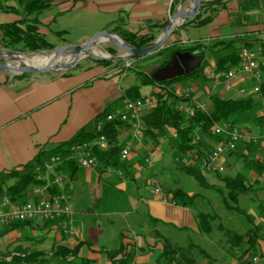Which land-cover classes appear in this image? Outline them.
Wrapping results in <instances>:
<instances>
[{
    "label": "rangeland",
    "instance_id": "rangeland-1",
    "mask_svg": "<svg viewBox=\"0 0 264 264\" xmlns=\"http://www.w3.org/2000/svg\"><path fill=\"white\" fill-rule=\"evenodd\" d=\"M190 6V0H181L179 6H177V9L173 11L170 17L176 12L187 10ZM62 9L64 8H60L57 5H51L45 8L38 16V20L40 22H43L47 17H51L53 19L52 22L45 28V31H48V33H46V35L44 36L45 41L54 48L53 50L40 51L38 53H18L0 48V52L18 53L20 54L19 57L27 59L38 56V58L42 60L43 63H46L48 57H50L57 49L65 46H73L84 43L94 35L103 31H113L115 27H119V23L121 21L125 22L126 18L123 13L95 14L96 12L89 13L82 10L76 12H61ZM120 25V28L123 29L124 27H122L121 23ZM181 27L182 25L176 26L173 30L175 31L179 28V30H182L180 34L176 35V37L180 41L172 42L171 38H169L168 41L164 44V47L172 45L175 42H181L185 46H188L192 45L195 41H199L198 39H202V44L204 46H207L209 44L206 41V38H208L207 33H209L210 30L209 26L195 28V26L188 25L184 28ZM218 30H220L221 35L224 36L231 35L233 33H231L230 30L226 29L225 27L218 28ZM160 34L161 32L159 34H155V41L158 39ZM230 40L217 41L214 43H225ZM155 41H153L152 44ZM235 45L239 47L241 44L235 43ZM208 46L209 49H207L205 55L202 56L203 60L200 65V67L204 65V77L198 78L196 80L179 82L173 84L171 87V90L177 93L180 90H193L198 96V103L205 106L206 108L208 106V97L218 96L217 92L213 91V85L207 79V72H209L213 67L215 68L216 60L220 57V55H218L219 52H221L220 54L223 55L229 53V50L224 49L222 46H217L216 48H211L212 44ZM218 48L221 49L216 51V49ZM249 50L254 55L258 66L263 67L264 49L261 50L260 48H255L256 51L252 49ZM98 53L105 54L107 58L122 56V54H120L117 49L107 41L105 43H101V45H98L94 50H90L88 54H91L93 56H101ZM168 54L169 52H164L160 56H156L142 62L135 61V59L122 62L99 60L92 57H83L78 61V63L83 64L88 61L89 63H94L99 66H111L114 64L113 66L116 69L115 75L119 76L118 78L124 76L123 79L125 80L122 81L121 85L123 88L127 84H130L129 86H138L139 84L135 78L134 72L136 70L145 72L152 71L153 69L157 68V66L162 64L165 60H167ZM85 55L86 54H84V56ZM100 61L109 62V65L98 63ZM7 63L9 65L17 64L13 61H8ZM77 64L74 67H76ZM237 90L235 92L236 97L234 98L240 97L237 95ZM153 91L157 92L159 91V89L149 87L140 88V94L142 97L152 98L150 95ZM254 97H258V99L260 100L259 104L256 105L255 110L250 115L246 116L243 119L241 125L239 126L241 130L251 134H257V132H259L258 128L255 126V123L253 124V121L258 117L264 116V98H262L260 94L255 95ZM152 100H154V98H152ZM168 102L169 104H172L171 102L173 101L168 100ZM154 103L155 102L153 101V105ZM146 112L147 110H144L140 113V120ZM131 138L134 142L133 146L136 147V151H138L139 153V162H137L139 164H143L144 159L149 157L152 164L149 166V168H145L142 171L136 168L137 171H139V174L131 180L126 177V169H120V167L111 166H108L109 173L107 174V176L101 178L98 177L101 187H105L106 190L111 191L112 193L109 194V192L107 191L108 194L106 193L104 195L105 199H108V201L110 200V203H108L105 209L106 212L109 213L108 217L105 218L110 220L109 224H105L104 222H102L103 227L101 229H98L92 224V221H90L91 218L88 215V212H93L91 206L93 201H89L91 192L90 189L93 185H95L94 183H90L96 182V178L88 182L86 178V171L82 168H77L76 179L73 185L74 189L72 191L75 198L71 196L72 194L69 195L73 199L68 198L70 199L68 203L65 201L66 196H62L63 202L68 205L72 212V215L70 217L71 224L64 226L63 223H60L59 225L55 223H53L52 225L41 223L36 224L38 226H36L35 228L21 227L19 229L8 232H5L3 227H1L0 253L8 255L7 257L8 259H10L9 257L11 255L38 252L42 253L43 258L46 259V263L43 264H67L63 261L53 258V251L58 246L72 248L84 239L85 242L83 243L85 245L80 249V258L87 259L89 254L92 253L89 247L93 246L98 250V254H100L99 263L104 264L106 262H109L106 256L107 252H115L116 249H118L120 243V235L122 233H126L130 238L133 237V233L130 231L129 226L126 224V222L129 221L130 217H125L123 215L125 212L131 213V209L128 207V203H136L140 198H151L153 196L154 189L157 187L160 189L161 194L162 192H164V195L171 196V203H173L171 199L175 189H181L189 195H195L193 206L189 210L192 211L193 214L202 212L207 213L210 216L212 215L214 217L213 221H215L213 233L210 237H207L203 234H200L197 230L189 229L186 227L184 228L181 225H176L175 223H166L164 221H160L157 224V228L160 232V235L164 236L165 238H163L162 236H153L151 237L152 240H147L149 244H145L144 239H142L139 242L141 245L140 248H135L134 245H131L134 248H131V250L128 248L126 253V255H129L128 264H158L157 259L161 253L164 243L166 244V241L164 239L168 241L171 247H187L192 243L202 248L207 253L209 258L206 259L201 255L197 256V252H194V258L197 260V264H239V260L237 258L239 254L237 253V248L232 247L228 242V237L226 235L227 232H234L243 235L249 228L258 227V232L264 239V175H262L259 178L258 182L255 183V179H257L256 175L245 167V163L240 157L241 154L247 155L249 159H258L264 164V151L258 145L253 146L250 152L245 151L243 147H239L236 154H233L226 158V162L224 163L225 169L223 173H204L205 180L210 187L208 189H203L200 188L191 177L185 175L179 170V168H181V166L184 164L176 161V159H179L178 157L174 156V145L176 138H172L171 133H169V137L166 138L165 142H163L162 144L159 142L157 146L152 144L149 140L144 139L143 137L140 141H137L133 136H129L124 140H119L117 138V145L119 147L125 146L123 145L124 141L128 142ZM199 143L201 149H203L205 152V156L201 158L202 160L200 162L195 161V165L190 162L187 163L185 167L190 165L198 166L197 164L201 163L205 159L214 145L211 137H203L201 142ZM129 146V148L131 149V143H129ZM87 154L90 158H94L91 154ZM94 159L97 160L96 158ZM118 169L123 170L124 172V174L122 173V178H118L116 175V171ZM237 174H242L245 178L246 186L250 187L246 193L238 196V202L237 204H235L237 205L239 212L242 214L229 211L225 208L223 203V197L226 196V189L221 182V179L225 176H230L233 178ZM153 178L158 181V185L150 184V181ZM63 181H65V183L69 182L68 179L62 180V183ZM119 184L126 185V191L124 193L116 190ZM29 193L30 192L27 193L26 200H28L29 202L36 200L34 191L33 198L32 196H30L31 193ZM228 204L231 205L230 202ZM74 211L76 212V215H74ZM100 211L101 210L94 209L95 213L100 214ZM144 212L145 208L144 206H142L140 209L141 216L144 215ZM55 220L56 219H52V221ZM62 221H64V219ZM248 221H250V224H247ZM69 226L73 228V235L66 234L64 232ZM143 236L146 238L147 235ZM263 244L264 241H260L261 246L258 245L257 253H253L254 255L252 257L257 258L256 264L262 263L260 255L263 252ZM104 250L107 251L103 253L102 251ZM250 253L251 252H249L247 256Z\"/></svg>",
    "mask_w": 264,
    "mask_h": 264
},
{
    "label": "trees",
    "instance_id": "trees-1",
    "mask_svg": "<svg viewBox=\"0 0 264 264\" xmlns=\"http://www.w3.org/2000/svg\"><path fill=\"white\" fill-rule=\"evenodd\" d=\"M59 0H0V12L2 13H13L17 16V20L12 23H6L0 25V48L12 52H29L38 53L40 51L53 50L54 48L45 41V38L39 33V14L47 7L51 6ZM179 0H174L178 2ZM231 0H215L213 2H206V0H201V12L196 18L191 21H187L182 24V27L188 25L195 26V28L203 27L209 24L216 13L219 10L224 9L225 4ZM13 3V4H12ZM12 4V5H11ZM257 0H245L240 6L239 12L234 16V23L245 20L247 23L252 22L253 17L248 15L249 11H254L256 9ZM167 21L162 24H154L146 26L148 27L147 33L131 32L129 30L121 29L115 27L113 30L126 44L132 46L136 49H143L151 46L152 42L155 41V34L152 33L151 29L155 28L162 31ZM240 27V25H238ZM181 27V28H182ZM174 33V32H173ZM172 33V34H173ZM235 43L241 44L239 47ZM222 46L224 49L229 50V53L222 55L217 58L215 63V71H225L226 68L232 69L238 67L240 63L239 52L241 49L249 50V46L240 43L239 39H232L227 42H219L212 44L211 48ZM209 46H204L201 42L193 43L192 45H184L181 42H175L172 45L164 47L162 50L143 57L135 59V61L142 62L150 58L160 56L164 52H169L167 60L162 64L157 66L150 72L145 71H135L134 75L138 81V86L134 85L129 87L124 96L114 102L112 105H117L125 103L129 100L141 99L140 88H158L159 91L152 92L151 97L154 98V105L147 109L145 115L141 118L142 137L149 140L152 144L158 145L162 138L169 137V133L172 131L176 133L177 138L175 139V152L174 156L182 160L186 157V154L190 151H195L196 161L200 162L202 157L205 156V152L200 147V143L203 137H211L214 144L219 141V138L213 135V127L215 125L226 124L230 127H239L243 119L250 115L254 110L256 105L259 104L260 100L255 95L241 96L238 98L224 97L220 96H209L207 108L203 106V109H196L192 105L191 96L183 99L178 96V93L171 90L173 84L196 80L198 78L204 77L203 66L193 73L184 75L182 77L176 78L167 82H155L152 78V73L159 68L164 67L169 63L172 56L176 52H184L194 55L204 56ZM240 48V49H239ZM100 64L109 65V62H98ZM258 69L261 74V80L259 82V93L262 98H264V66ZM226 70V71H227ZM209 81V80H208ZM195 93V92H194ZM257 94V95H258ZM168 100H172V104H169ZM187 103L189 106L193 107L192 114H186L180 111L178 108L182 103ZM123 103V106H124ZM111 112L110 108L105 109V111L94 119L95 126L97 124H102V132L97 133L94 127L93 131H85L81 129L78 133L71 138L69 141L62 143L49 151H40L30 162L21 167L20 169H13L6 172H0V202L3 198H7L12 204L19 205L29 202L26 200L27 193L30 190H34L38 186H43L44 182H39L36 179L35 169L40 167L45 160L52 156H59L62 158L63 163L59 165L51 178L56 174V171L62 167L64 164L68 163L74 167L76 156L78 152L76 148L84 144L91 145L95 142L99 135H104L106 138V148H101L98 145H92L87 150V153L91 154L97 161L102 162L106 167H120L128 170L132 167L128 161L120 160V152L126 146L119 147L117 145V133L116 130L121 127V125L130 123L121 122H105L107 115ZM258 128L257 134L255 136H260L264 133V116L258 117L253 121V124ZM132 129L134 128L131 124ZM240 128V127H239ZM133 133V132H132ZM193 137V138H192ZM199 137L198 143H193L194 138ZM257 145V144H255ZM255 145H239L243 147L245 151L250 152L251 148ZM98 146V147H97ZM259 146V145H258ZM100 147V148H99ZM235 151L228 156L236 154ZM245 163V167L253 172L257 179L255 183L258 182L259 178L264 175V164L258 159H249L247 155H240ZM194 159V156L193 158ZM196 164V163H195ZM194 164V165H195ZM126 165L129 167L126 168ZM190 165L185 167L182 165L179 170L185 175L191 177L195 183L203 189H208L210 186L205 180L204 172L198 166ZM64 180V179H63ZM225 189L226 196L223 197V203L226 209L232 212H239L237 208L238 196L246 193L250 187L246 186L245 178L242 174H237L235 177L225 176L221 179ZM57 187L53 186L47 190L49 195H59L57 193ZM195 195H189L181 189H175L172 195L173 204L191 209L193 206ZM34 201V200H33ZM231 203L229 205L228 203ZM191 214L194 219L196 230L207 237H210L214 230V217L207 213L197 212ZM62 219H56L55 221L49 220L44 222L48 225L60 224ZM43 223V224H44ZM250 224V221L247 224ZM38 225H32L31 223H14L10 226L3 227L5 232L13 231L21 227L35 228ZM228 242L232 247L237 248V256L239 264H252V257L257 253V247L260 245V241L264 239L260 236L258 232V227L249 228L245 234L240 235L237 233L227 232ZM161 235L159 234V237ZM122 235H120V239ZM164 243L161 253L157 259L158 264H197V260L194 258V252H197V256L201 255L204 258H209L207 253L195 244H189L187 247H171L168 241ZM85 244L80 242L72 248L58 246L52 253V257L63 261L67 264H95L93 261L80 258L78 256L79 250ZM261 246V245H260ZM259 246V247H260ZM263 252L260 255L262 260L261 264H264V244L262 246ZM123 246L120 243L118 249L115 252H107L108 263L110 264H128V256L123 253ZM251 252L248 255L247 254ZM8 255L0 253V264H43L46 263V259L43 258L42 253L30 252L18 255H11L8 259ZM121 256V257H120ZM247 256V257H246Z\"/></svg>",
    "mask_w": 264,
    "mask_h": 264
},
{
    "label": "crops",
    "instance_id": "crops-1",
    "mask_svg": "<svg viewBox=\"0 0 264 264\" xmlns=\"http://www.w3.org/2000/svg\"><path fill=\"white\" fill-rule=\"evenodd\" d=\"M180 1L175 3L174 0H59L52 5L64 8L61 12L82 10L89 13L96 12L95 14L123 13L126 18L125 22H120L122 27L131 32L143 34L147 33L148 27L146 26H149V24H162L168 21L170 15L179 6ZM213 1L215 0H206V2ZM244 1H229L225 4L224 9L219 10L213 20L206 25L210 28L209 33H207L208 38H206L208 45L217 41L239 39L240 43L248 45L249 49L254 51H256L255 48L264 49V0H257L256 9L249 11L248 15L253 17L252 22L247 23L243 20L240 24L237 22L232 25V22L238 21H233V18L239 12L240 7H242L240 5ZM17 19V16L13 13L0 12V25L12 23ZM52 20L51 17H47L43 22L39 21L38 31L43 37L48 33L45 28ZM222 27L233 33L226 36L221 35L218 28ZM179 29L173 31L174 33L172 32L173 34L170 35L169 38L172 42L180 41L176 37L182 31ZM151 31L154 34L161 32V30L159 32L155 28ZM198 40L194 43H202V39ZM219 49L221 48L216 49V51ZM220 53L218 55L221 57L223 54ZM113 65L99 66L87 61L83 64L78 63L73 69L57 74L12 75L0 73V172L20 169L40 151H49L69 141L83 128L85 131H93L95 127L94 119L102 114L105 109L110 108L111 111L122 109L124 102L117 105L112 104L121 99L125 91L131 86L127 84L122 88V81L125 80L123 79L124 76L118 78L119 76L115 75L116 69ZM210 70H214V67ZM255 85L256 81L254 79L238 75L234 80L230 93H223L221 86L216 87L217 89L214 88L213 91L221 96L234 98L238 88L245 87L249 90ZM132 132L131 123L121 125L116 130L117 138L119 140L127 139L129 136H133ZM129 143H131L129 164L132 167L127 170L126 177L131 180L139 174L136 169V163L139 162V153L136 151V147L133 146L132 138L128 142L124 141L123 145ZM95 164L92 168H83L76 160L74 167L68 163L60 167L56 174L61 175L64 180L68 179L69 182L65 183L63 181L57 187V193L62 196L65 195V201L68 203L70 201L68 198H71L69 195L72 194L71 196L75 198L72 191L77 168L86 171L88 182L96 178V182L90 183L95 185L90 189L89 198L90 202L93 201L91 204L93 212H88V215L92 224L101 229L103 227L102 222L105 224L110 223L109 219H105L109 215L105 209L110 200L105 199L104 195L108 192L109 194L112 193L106 190L105 187H101L98 179V177L107 176L109 173L108 167L97 160ZM127 167L129 165H126ZM122 173L124 174L123 170L118 169L116 171L117 177L122 178ZM116 190L124 193L126 185L119 184ZM29 192L33 198V190ZM163 193L156 195L153 192L151 198H140L136 203H128L131 213L125 212L123 215L130 217L126 224L133 233V237L130 238L126 233L121 234L120 243L125 247H123L124 254L127 253L128 248L130 250L134 248L131 245L140 248L139 242L142 239H144L145 244H149L148 241L152 240L151 237H159L160 232L157 224L160 221L175 223L184 228L196 230L191 211L188 208L171 203V196ZM142 206L145 208L143 216L140 213ZM94 209L101 210L100 214L95 213ZM75 213L74 211V215H76ZM143 235H147V239ZM81 242H85L84 239ZM89 248L93 254L90 253L87 259L95 264H100L98 250L93 246ZM105 251L107 250L102 252ZM78 256L80 257V250ZM104 264L110 263L106 262Z\"/></svg>",
    "mask_w": 264,
    "mask_h": 264
},
{
    "label": "built area",
    "instance_id": "built-area-1",
    "mask_svg": "<svg viewBox=\"0 0 264 264\" xmlns=\"http://www.w3.org/2000/svg\"><path fill=\"white\" fill-rule=\"evenodd\" d=\"M240 63L238 67L229 69L227 71H215L210 70L207 73V79L212 83L213 88L221 86L223 93L228 94L234 84L236 76L242 75L250 77L256 81V85L247 90L245 87L238 88V96L257 95L259 93V82L261 80V74L258 69V64L254 55L247 49H241L239 52ZM178 96L186 99L191 96L193 106L196 109H203V105L198 103V96L193 90H180ZM153 106V100L150 97H142L137 100L125 101L122 109H116L107 115L105 122H121L133 124V137L137 141L142 138V125L140 123V113ZM180 111L186 114H192L193 107L187 103H182L179 108ZM102 124H97L95 130L97 133L102 132ZM213 135L219 138V141L213 145L212 149L205 157V159L199 163L200 169L206 174H221L224 172V163L229 154L235 152L239 145H259L264 151V133L260 136H255L251 133L244 132L239 127H230L226 124L215 125L213 127ZM172 138H177L175 132H171ZM193 143H198L199 137H195ZM166 139L162 138L159 142L162 144ZM95 144H84L78 146L76 151L78 155L76 159L79 165L83 168H92L95 165L96 160L88 156L87 150L92 145H99L101 148H106V138L104 135H99ZM127 144L120 152V160L128 161L131 156V149ZM194 156V159H192ZM177 162H181L186 165L187 163L195 164L196 157L195 151H190L186 154V157L182 160L176 159ZM63 163L62 158L59 156H52L45 160L40 167L35 169L36 179L39 182H44L43 186L36 187L33 191L36 195V200L26 202L24 204L15 205L12 204L7 198H3L0 202V228L10 226L14 223H31L41 224L52 219H64L63 225L71 224L70 217L72 212L67 204L63 202V198L59 195H49L47 190L53 186L62 184L63 178L59 175H55L51 178V174L55 172V169ZM152 164L149 157L144 159L143 164L136 163V168L140 171L145 168H149ZM152 185H158V181L153 178L150 181ZM154 194L160 195L161 191L157 187L154 189ZM72 227L69 226L64 232L66 234L73 235ZM257 263V258L252 259V264Z\"/></svg>",
    "mask_w": 264,
    "mask_h": 264
},
{
    "label": "water",
    "instance_id": "water-1",
    "mask_svg": "<svg viewBox=\"0 0 264 264\" xmlns=\"http://www.w3.org/2000/svg\"><path fill=\"white\" fill-rule=\"evenodd\" d=\"M190 11H181L174 13L167 21V24L161 31L158 39L149 47L143 49H136L126 44L122 39L112 31L100 32L84 43L73 46H65L57 49L52 55L49 63L42 67L36 66H22L17 64L9 65L7 62H15L20 54L11 52H0V73L12 75H40V74H57L62 71H68L73 68L78 61L83 57H92L99 60H111L126 62L131 59L143 58L152 55L164 48V44L168 41L176 26H180L187 21H191L198 16L202 7L201 0H190ZM177 22V23H175ZM113 37L118 38L122 45H120ZM109 42L122 56L115 58L96 57L87 52L94 50L101 43ZM86 54V56H83ZM69 55V58L64 63H55L58 59ZM20 58V57H19ZM203 60L202 56H196L189 53H175L170 62L164 67L157 69L152 73V78L155 82H167L184 75L196 71ZM55 63V64H54Z\"/></svg>",
    "mask_w": 264,
    "mask_h": 264
},
{
    "label": "bare ground",
    "instance_id": "bare-ground-1",
    "mask_svg": "<svg viewBox=\"0 0 264 264\" xmlns=\"http://www.w3.org/2000/svg\"><path fill=\"white\" fill-rule=\"evenodd\" d=\"M192 5V4H191ZM190 9H191V6L187 9V10H185V11H190ZM175 23H177V22H175ZM120 45H122V42L118 39V38H116V37H113ZM99 50V49H98ZM90 52V51H89ZM88 52V53H89ZM94 53V52H93ZM98 54H100V53H98ZM103 58H107V56L105 55V54H100ZM83 56H84V54H83ZM86 56V55H85ZM94 56H96V57H101V56H98V55H94ZM69 58V55L68 56H66V57H64V58H60V59H58L55 63H64L65 61H67V59ZM50 59H51V56L50 57H48V60H47V62L46 63H43L42 62V60H40L39 58H38V56H35L34 58H31V59H27V58H15V62L16 63H18L17 64V66L18 67H22V66H31V65H34V66H36V67H42V66H44V65H46L47 63H49V61H50ZM54 63V64H55Z\"/></svg>",
    "mask_w": 264,
    "mask_h": 264
},
{
    "label": "flooded vegetation",
    "instance_id": "flooded-vegetation-1",
    "mask_svg": "<svg viewBox=\"0 0 264 264\" xmlns=\"http://www.w3.org/2000/svg\"><path fill=\"white\" fill-rule=\"evenodd\" d=\"M176 53H184V52H176ZM196 56H199V54L198 55H196ZM170 62V61H169Z\"/></svg>",
    "mask_w": 264,
    "mask_h": 264
}]
</instances>
